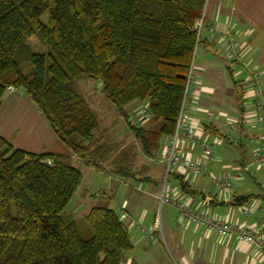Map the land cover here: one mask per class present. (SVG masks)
<instances>
[{
	"label": "trees",
	"instance_id": "obj_1",
	"mask_svg": "<svg viewBox=\"0 0 264 264\" xmlns=\"http://www.w3.org/2000/svg\"><path fill=\"white\" fill-rule=\"evenodd\" d=\"M205 2L0 0V106L8 87L22 90L71 154H31L0 137V264H122L133 250L110 198L101 196L82 218L65 213L82 181L75 160L119 180L141 181L134 147L101 130L78 82H101L103 97L128 123L144 157L155 159L161 140L174 132ZM45 12L46 25L40 22ZM32 37L45 55L27 45ZM27 64L32 73L25 77ZM135 102L147 103L139 126L125 111ZM203 127L228 139L212 125ZM173 176L181 191L194 194L181 175Z\"/></svg>",
	"mask_w": 264,
	"mask_h": 264
},
{
	"label": "crops",
	"instance_id": "obj_2",
	"mask_svg": "<svg viewBox=\"0 0 264 264\" xmlns=\"http://www.w3.org/2000/svg\"><path fill=\"white\" fill-rule=\"evenodd\" d=\"M231 20L235 24L232 27L233 34L224 28V24L228 27ZM204 26L208 36L203 44L213 52V54H209L210 56L206 57L208 62L205 69L207 80L213 87H216L217 84L222 86L219 66H223L230 78L233 79V85L240 101L221 120L222 126L225 125L224 123L227 120L230 121V127L224 126L226 130L221 134L228 139L219 138V146L222 143L230 145V140L234 138L237 140L238 151L242 154V152H245V145L241 141V138H243L244 143L251 146L248 160L255 163L254 153L258 144L264 140V131L256 120L254 121L255 117L250 105L251 98L248 82L250 81V73L257 74L258 87L263 94L264 105V0H206L202 20V27ZM225 33H229L232 36V40L237 44V50H232L227 41L223 39ZM225 88L226 84L223 86V89ZM191 107V120L197 129H202L203 131L199 140L212 143V140L218 137L206 132L203 126L210 122L208 125H213V127L218 129L217 126L221 118L210 116L203 119L198 117V112L194 114V109ZM215 109L216 112L220 111L219 106H216ZM134 117L135 115H132V118ZM225 119L227 120L225 121ZM203 120L206 123L203 124ZM0 137L9 142L15 149L27 153L71 156L62 141L53 133L46 119L20 89L6 92L3 96L0 106ZM166 140L168 141V139ZM179 146L183 150L184 157L205 166L206 173L195 178L188 177L187 179L186 176L184 177V175L180 174L176 167L173 173V175H181L184 178L190 190L194 194H198L202 206L198 207V203L193 197L194 194L189 195L181 190L179 194L173 190L172 197L174 199L177 198L176 200L179 203L185 204L190 210L199 214H206L213 219L230 222L255 232L264 231V206L260 208L257 205L258 201L264 197V187L262 188L263 195H247L253 196L254 199L248 200L242 205H236L246 195L236 196L232 194L233 181L230 180V187L223 189L222 194L219 193L218 195L211 192L210 184V190L206 189L208 186L204 185L208 183L211 175L206 174L208 172H216L219 168L218 164L223 162L222 159L211 162L206 161L202 156L198 142H180ZM222 148L223 146H221ZM73 159L75 160L74 157ZM152 162H156V165L154 166ZM237 163L239 169L244 168V160L239 158ZM164 164L163 156L148 160V164L145 165V176L138 182L149 181V175L152 171L155 169L154 172H157L158 167L165 169ZM262 168L264 169V167ZM118 182L114 186L115 189L122 183L121 180H118ZM212 182L213 180L211 181L213 186ZM201 188H205L204 193L197 191V189ZM108 192L110 193L109 197L115 196L114 191L109 190ZM240 197L242 199L236 203L235 200ZM83 203L85 205L84 201ZM252 203L253 205H251ZM255 206L260 208L261 211L259 213H257ZM145 220L146 216L141 217V221ZM165 225L166 233H162L163 242L170 250L176 264H264V257L257 250L246 244L221 238L215 233L207 231L204 227L196 225L186 216L180 215L172 228L169 227L168 223H165ZM154 227L155 224L153 222L152 228ZM138 231L136 229L135 232ZM132 261L128 259L126 264H130Z\"/></svg>",
	"mask_w": 264,
	"mask_h": 264
},
{
	"label": "rangeland",
	"instance_id": "obj_3",
	"mask_svg": "<svg viewBox=\"0 0 264 264\" xmlns=\"http://www.w3.org/2000/svg\"><path fill=\"white\" fill-rule=\"evenodd\" d=\"M47 21L48 14L45 12L40 17V22L46 25ZM234 25V22L231 20L228 27L224 24V28L232 33V27H234ZM207 36V30L204 26L200 32L201 43L197 45L195 49L188 82L189 91L194 94L191 108L194 109V114L198 112V117H202L203 119L204 117L206 119V117L210 116H218L221 118L219 119L220 123L217 127L221 133H224L226 130L224 126L230 121L225 119L227 122L222 126L223 124L221 123V120L222 118H225L229 114V110L236 107L240 101L233 85V79L230 78L227 70L223 66H219L222 76V86L217 84L216 87H213L207 80L205 69L208 62L206 57L213 54V52L203 44ZM235 41L237 40L235 39ZM27 45L36 54H46L45 47L36 37L30 38L27 41ZM22 73L25 77L30 76L32 73L31 66L28 64L24 65ZM225 84L226 88L223 89ZM78 87L83 93L84 98L90 104L92 110L100 118L101 130H106L107 134L111 136L113 141L121 143L123 146L134 147L136 154L134 171L141 173L139 179H142L145 176V165L148 164V160L154 159H147L144 157L132 131L129 129L128 123L116 113L115 108H113L112 105L106 102L101 92V82L79 81ZM216 106L220 107L219 112H216ZM146 110V102H135L125 108V111L129 116L135 115L133 118V125L135 126H139L141 123L145 122L148 117ZM203 121V124L206 123L205 120ZM228 127H230V123ZM241 141L242 144L245 145V152H242V154L241 152L239 153L236 146L237 140L234 138L230 140V145L222 143L220 146L219 143L212 140L213 152L215 155L214 161L219 159H222L223 161L218 164L219 168L216 172H208L206 174L211 175L208 179V183L204 185L208 186L206 189H209L210 184L212 193L217 195L219 193L222 194L221 192L223 190L216 189L211 185V181L221 179L222 174L227 172L231 175V181L234 182L231 189L232 194H235L236 196H247L250 194L258 196L263 195L264 169L251 160H248L251 153V146L244 143L243 138H241ZM167 146L168 141L163 138L160 142L157 157L163 156L166 153ZM221 146H223L222 149ZM239 158L245 162L244 168L242 169L238 168L237 161H239ZM153 163L155 166L156 162H152V164ZM73 167L80 171L82 181L65 209L66 214H72L76 218H82L88 214L101 196L105 198L108 197L111 199L109 208L114 211L117 216H119L122 211L129 214H127V219L122 223L126 226L128 233L130 234L129 236L131 238L133 250L123 256L122 264H126L128 259L135 261L137 264H176L171 256L170 250L167 248L165 242H163L162 233H166L165 223H168L169 227L172 228L177 218L182 214L174 205L160 202L161 197H172L173 190L178 194L180 192L179 185L173 178L174 166L169 167V176H166V174H168L167 165L164 164L165 169L158 167L157 172H154L155 169L152 171L149 175V181L137 182L121 180L122 183L117 189H115L114 186L116 183H119V179L114 177L110 170L98 172L90 167L84 166L83 163L78 160L73 161ZM109 190L112 192L114 191V197H109ZM197 191L204 193L205 188L197 189ZM194 195L193 197L199 207L201 205L199 196L198 194ZM176 199L177 198L174 200L178 202ZM83 201L86 206L83 205ZM251 205H253V203ZM257 205H259L260 208L263 207V200H259ZM255 208L257 209V213L261 211L257 206H255ZM144 216H146V220L141 221V217ZM152 221L156 224L154 228H152ZM131 223L134 225L131 226ZM149 226H151V228H149ZM136 229L139 231L135 232ZM140 231L141 233H139Z\"/></svg>",
	"mask_w": 264,
	"mask_h": 264
},
{
	"label": "built area",
	"instance_id": "obj_4",
	"mask_svg": "<svg viewBox=\"0 0 264 264\" xmlns=\"http://www.w3.org/2000/svg\"><path fill=\"white\" fill-rule=\"evenodd\" d=\"M202 28V22H198L194 25V30L198 35ZM223 39L227 41L232 50H237V44L232 40V36L229 33L223 35ZM192 66V65H191ZM191 68L189 70L188 79L185 86L184 96L180 105L179 113L175 122V128L173 135L168 140V146L166 153L163 155L164 163L167 165V173L170 166H174L178 169L181 175H185L189 178H195L206 173L205 166L199 163L191 161L189 158L184 157L183 150L180 148V142L184 143H199L202 156L206 161L211 162L214 160V152L212 143L207 141H200V134L202 129H197L194 122L191 120V110L189 106L194 98V94L189 91V76ZM250 81L248 87L250 91V105L254 111V117L256 122L261 126L264 131V105L263 94L258 87L257 74H249ZM15 89L12 87L7 88V92H12ZM145 113V112H144ZM229 126V123H226ZM219 143V138L214 140ZM255 163L264 167V140L261 141L254 153ZM168 176V174H166ZM231 175L227 172L222 174L221 179L213 180L212 184L216 189H226L230 187ZM164 196V194H163ZM172 198V200H171ZM174 201V202H173ZM161 203H167L177 207L183 216L188 217L196 225L204 227L207 231L215 233L217 236L224 238L228 241L236 243H242L257 250L264 257V231L255 232L248 228H242L236 226L230 222L220 221L211 218L206 214H199L196 211L190 210L185 204L176 202L173 197L160 198ZM246 214V212H244ZM248 214V213H247ZM119 221L123 222L127 219V213L122 211L119 216ZM156 225V224H155Z\"/></svg>",
	"mask_w": 264,
	"mask_h": 264
},
{
	"label": "water",
	"instance_id": "obj_5",
	"mask_svg": "<svg viewBox=\"0 0 264 264\" xmlns=\"http://www.w3.org/2000/svg\"><path fill=\"white\" fill-rule=\"evenodd\" d=\"M242 199V197H240L239 199H236L235 202H239Z\"/></svg>",
	"mask_w": 264,
	"mask_h": 264
}]
</instances>
